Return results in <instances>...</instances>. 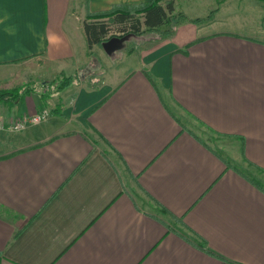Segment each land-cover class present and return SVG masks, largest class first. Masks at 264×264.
Here are the masks:
<instances>
[{
    "label": "crops",
    "instance_id": "0c3cea01",
    "mask_svg": "<svg viewBox=\"0 0 264 264\" xmlns=\"http://www.w3.org/2000/svg\"><path fill=\"white\" fill-rule=\"evenodd\" d=\"M148 1L0 0V89L40 79L0 117L50 110L0 134V264H264V2L89 48L94 13Z\"/></svg>",
    "mask_w": 264,
    "mask_h": 264
},
{
    "label": "trees",
    "instance_id": "16d2710c",
    "mask_svg": "<svg viewBox=\"0 0 264 264\" xmlns=\"http://www.w3.org/2000/svg\"><path fill=\"white\" fill-rule=\"evenodd\" d=\"M259 1L264 2V0ZM211 12L213 13V11ZM93 17L105 19L85 22L84 28L90 49L93 45L99 44L107 38L131 33L143 34L145 32L160 31L162 36L169 37L180 23L184 21L194 23L205 21L210 19L211 15L206 18L190 19L182 12L176 13L174 0H151L134 5L114 6L106 12L94 13ZM114 25L118 27L117 32H120V34L112 33ZM62 75L66 78H62L57 83L52 82V89L41 95L44 103L48 102L51 94L61 92L72 83L73 76H66L65 73ZM55 85L56 88L54 89ZM31 90L32 87L29 85L2 89L0 90V105L8 102L15 103L18 99H22L30 93ZM12 155L14 153L4 157Z\"/></svg>",
    "mask_w": 264,
    "mask_h": 264
},
{
    "label": "rangeland",
    "instance_id": "374dc122",
    "mask_svg": "<svg viewBox=\"0 0 264 264\" xmlns=\"http://www.w3.org/2000/svg\"><path fill=\"white\" fill-rule=\"evenodd\" d=\"M193 1L194 2L191 3L190 0H177V2H178L177 9L179 10V12L183 11V13L186 11V14H187L186 16H188V17H194L193 19H196V16L202 15L206 11L208 12L209 11L208 9L210 7V4L213 3V5H215L214 8H213V13L210 12L209 14L204 15L202 18H206L209 15H211V17L214 18V13L217 11V7L219 5V3L216 2L217 0H205L204 2H201L202 0H193ZM250 1H253L255 3L262 2V1H259V0H250ZM240 5H241V9H243L244 7H246L243 3H241ZM224 16H226V13H221L219 16H217V17L215 16V18H217V20H219L220 18H223L224 19L225 18ZM252 16L255 17L256 15L253 13ZM252 16L251 17L250 16H243V15L242 16H239L238 14L236 16H234L235 18H232V16H228V17L226 16L228 19L226 20L225 24L224 25H221V27L220 26H216L215 28H218V29H222V28L223 29H242L243 28L244 30H247L246 27H245V25H247V24L249 25V23L251 22ZM211 17H210V19H212ZM242 18H245V25L244 26H241V25L244 24ZM210 19H208V20H210ZM238 24H240V25H238ZM112 30H113L112 33L120 34V32H117L118 27L116 25H114V27H113ZM129 36L131 38H129ZM137 38H139V37H136L133 34H129L128 35V37H127L128 41L124 42L121 45V46H124L125 47L124 49H122L123 50V53H125L126 49L130 48L134 44V42H133L134 40L133 39L137 40ZM122 50L119 52V54L116 53L117 56L121 57ZM102 52H104V51L101 50L97 46V47H95V53H93V55L94 56L95 55L98 56L97 54L98 53H102ZM101 58L104 59L103 56ZM54 72H56V70ZM65 73H68V72H65ZM53 75L56 76L57 74H53ZM66 76H68V74ZM52 77H54V76H50L49 79L46 80V81H51L52 80ZM62 78H66V77H64V75H61L60 74L59 76H56V78H54L52 80V82L57 83L58 81H61ZM39 80L40 79H35V80H33V82H31L32 84H28V85L31 86L32 88H34L36 86V84L34 82L39 81ZM40 82H42V80ZM52 82H48V83L44 82L45 84H39L41 87L47 88V92H44V93H48L52 89ZM28 85L26 84V86H28ZM0 88H2V84H0ZM55 88H56V85L54 86V89ZM0 90H2V89H0Z\"/></svg>",
    "mask_w": 264,
    "mask_h": 264
},
{
    "label": "built area",
    "instance_id": "2783aa9c",
    "mask_svg": "<svg viewBox=\"0 0 264 264\" xmlns=\"http://www.w3.org/2000/svg\"><path fill=\"white\" fill-rule=\"evenodd\" d=\"M50 116V110L44 109L32 116H22L17 119L6 121L0 117V134L5 131L20 132L26 129L30 124H38Z\"/></svg>",
    "mask_w": 264,
    "mask_h": 264
}]
</instances>
